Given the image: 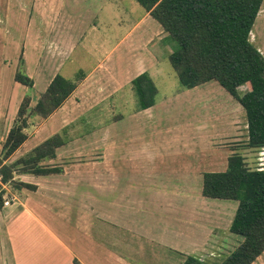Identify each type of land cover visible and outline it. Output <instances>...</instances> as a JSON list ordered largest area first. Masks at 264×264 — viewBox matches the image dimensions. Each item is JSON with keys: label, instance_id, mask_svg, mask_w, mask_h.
I'll return each instance as SVG.
<instances>
[{"label": "crops", "instance_id": "1", "mask_svg": "<svg viewBox=\"0 0 264 264\" xmlns=\"http://www.w3.org/2000/svg\"><path fill=\"white\" fill-rule=\"evenodd\" d=\"M114 2L30 0L23 2L20 10L14 12L12 0H0V39L4 33L8 41L9 35H12L9 30L13 33L11 28L16 17L22 16L26 26L19 58L10 62L7 50L0 53V145L5 142L15 124L19 108L26 97L30 98L31 106H35L56 75L75 80L83 74L76 89L61 107L48 118L37 120L38 127L34 131L29 132V127L26 129L28 139L11 156H27L36 146L57 134L65 140V144L57 148L55 158L43 162L59 171L15 174V180L34 185L35 188H17V200L7 207L3 202L0 205V264H48L49 260H54L53 264H173L174 258L179 260L182 256L185 258H181L180 264H183L188 255L196 256L194 252L190 254L184 251V243L189 241V235H195L192 241L200 240L201 245L195 250L203 245L202 239L193 234L203 222L200 220L197 225L194 219L199 220L189 212L188 207L191 199L203 200L204 204H209L207 200L216 199L203 194L204 173L209 171H200L199 166L184 162L182 156V170L167 173L168 179L172 180L169 182L170 187L162 189L156 186L158 183L163 184L158 181L162 176L157 172V152L153 146L143 144L147 132L144 123L158 118L159 99L147 109L139 108L135 99L133 110L120 113L115 108L126 102L121 91L127 89L133 92L132 81L142 73L149 74L159 94L155 75L161 66L170 62V55L177 43L149 11L145 8L142 11L138 7L140 4H132L130 15H135L134 20H131L117 42L110 48L104 47L101 42L97 43L91 36L93 33L98 34V40H101V27L107 23L100 14L109 8L119 10L120 5ZM28 9L30 12L26 17L25 11ZM120 18L122 22L128 21L127 16ZM117 25L121 26L119 23ZM39 33L48 35L42 38ZM20 70L31 78L32 86L16 79ZM6 72H9V78L5 76ZM214 84L217 86L219 83L213 80L183 89L186 98L190 97L187 103L199 104L200 100L193 93L207 86L212 89ZM167 99L164 98L161 105H167ZM99 103L110 107L97 113L98 116L103 112L105 116H110V120L101 125L105 138L102 150L105 159L99 163L89 162L86 156L85 161H74L76 156L89 154V135L75 134L77 127L72 126V123L84 114L93 113L92 108ZM126 120L135 123L132 133L128 134L127 128L117 129L115 134L111 132L120 121ZM132 134H138V138H126H132ZM112 137H116L115 146L109 144ZM132 143L138 146H132ZM183 151L190 153L188 147ZM149 154L152 158L146 157ZM150 159L155 161L153 168L148 164ZM197 162L205 163L204 166L211 163L207 155L201 156ZM226 167L221 171H225ZM147 177L150 179L149 184L138 182ZM146 184L152 186L147 189V199L150 204L155 199L157 213H149V210H145V203L139 202L140 188ZM194 185L197 188H193ZM99 195L100 215L93 208ZM177 197L182 198L183 205L176 206L173 203ZM162 198H166L167 204L162 205ZM217 200L220 201L213 205L219 206V224L226 223L229 234L218 244L229 240L236 247L239 240L243 241V236L231 232L230 227L238 202L233 204L234 200ZM231 207L234 210L229 215ZM141 213L154 219L155 226L149 227L148 223L142 221ZM177 217L181 220L179 223H176ZM175 224L179 227L175 228ZM157 225L165 227L166 232L159 233ZM41 231L46 235L39 238L36 233ZM167 232L183 246H175L172 238L166 237ZM49 243L53 244L51 249H48ZM159 255L162 257L160 261H154L153 258ZM263 257L264 252L252 264H264L260 261Z\"/></svg>", "mask_w": 264, "mask_h": 264}, {"label": "trees", "instance_id": "2", "mask_svg": "<svg viewBox=\"0 0 264 264\" xmlns=\"http://www.w3.org/2000/svg\"><path fill=\"white\" fill-rule=\"evenodd\" d=\"M174 38L177 48L170 62L181 85L191 89L217 81L245 110L249 148L264 147V54L251 41V32L264 0H137ZM83 74L71 80L58 74L43 92L35 106L26 97L15 124L3 145V157L9 158L28 139L30 120L48 118L74 92ZM16 79L28 86L33 81L22 71ZM138 107L155 104L158 88L148 73L133 81ZM246 85L244 94L239 87ZM65 144L57 134L13 163H2L5 181L17 173L49 174L59 171L43 162L55 158L56 150ZM22 186L34 185L17 181ZM203 194L209 198L238 202L230 230L243 236V241L216 264H252L264 252V167L250 168L240 153L229 157L225 171L205 172ZM0 197V205L2 204ZM183 264H213L188 255Z\"/></svg>", "mask_w": 264, "mask_h": 264}, {"label": "rangeland", "instance_id": "3", "mask_svg": "<svg viewBox=\"0 0 264 264\" xmlns=\"http://www.w3.org/2000/svg\"><path fill=\"white\" fill-rule=\"evenodd\" d=\"M30 0H12L14 2V12H17L21 8V4L23 2H28ZM112 1V0H111ZM120 5V9H105L104 12L100 14L101 19H106L107 23L105 22L101 27L100 36L102 37L101 40H98V34H92L91 39L97 40V43L101 42L102 45L106 48H110L115 42L118 41V39L121 38L123 32L125 29H127L129 23L131 20H134L135 15H130L132 13V4L139 5L137 0H115ZM140 9L143 10L142 6ZM23 8V7H22ZM21 12V11H20ZM26 17L29 15L30 10L25 11ZM19 16V15H18ZM121 16H127L128 21L122 22ZM113 17H119V18H113ZM14 21V26L11 29H13V33L11 30H9L10 34L8 41L5 40V34L0 39V53H4L5 50L8 51V58L10 62L13 59V62H15L20 55L21 51V44H22V38L25 34V27L24 22L25 20L20 17H16ZM120 24L121 26L118 27L117 24ZM10 29V28H9ZM39 35L43 38V36L48 35V33L42 34L39 33ZM50 35V34H49ZM41 38V41L43 40ZM172 39V37H170ZM12 39V41H11ZM251 41L253 44L264 54V2L263 6L261 8V11L259 12V15L256 19L255 25L251 32ZM176 42V41H175ZM8 45V48L6 49ZM176 46V43H175ZM177 46L175 47V49ZM174 49V50H175ZM20 64L21 61L19 62ZM21 68V67H20ZM22 69V68H21ZM9 71V70H8ZM21 71V70H20ZM5 76L9 78V72H6ZM155 80L157 84L159 85V94L156 95L155 99H159V107L157 110L160 111L158 118H156L152 122H145L144 126L147 130V132L144 134V139L146 142H144L143 145H150L153 146L155 152H157L156 158H157V172L158 174H161V178L158 180L159 182L163 184H155L156 186L162 188V189H168L170 187L169 182H172L171 179H168L170 171L177 172L178 170L181 171L182 163L181 159L183 156V161L189 163H192L193 166L201 168L202 170H207L209 172H212V170L221 171L228 165V159L231 155L235 153H240L245 158V162L250 168L256 169L260 167H264V147L262 148H249L247 146L248 141V123H247V117L246 113L243 111L242 105L238 100L233 98L220 84H214L213 88L211 89L210 86H207L206 88H199V90H193L195 91L193 95L196 96L200 100L199 104L189 105L187 102H189V98H186L184 90L187 89L184 88L179 80V76L176 73V71L171 66L170 62L164 64L161 66L160 69H158ZM216 83V82H215ZM134 90V87H133ZM247 90V86L243 85L239 87V93L244 94ZM119 95V94H118ZM122 97L126 100L124 105L119 104L117 101L118 110L120 113H123L124 111H130L133 110V101L137 100L138 103V97L136 95V91L129 92V90L124 89L121 91ZM168 97L167 99V105H161L162 102H164V98ZM172 97V98H170ZM16 101V99H15ZM138 106V104H137ZM110 107H107L105 105H102L99 103L96 105V107H93V113L91 114H84L83 116H80L77 121L72 123V126L77 127L75 130V134H82V135H89V154L88 155H79L76 156L74 161H85V157H88L89 162H101L105 159L103 148L105 147V141L104 137V130H102L101 125H104L107 120H110V116H105L106 114H103L98 116L97 113H99L100 110L106 111ZM243 109V110H240ZM89 113V109L87 111ZM158 115V114H157ZM156 116V115H155ZM89 118V119H88ZM36 119V120H35ZM90 119H93L91 121ZM37 117L32 118L30 120L29 124V132L34 131L38 127V121ZM34 122V123H33ZM33 124V125H32ZM110 124V123H109ZM135 123L132 121H120L118 123V127H114L111 132L113 134L117 133L118 130H125L128 129V134L132 133V127ZM155 130V131H154ZM138 131V130H137ZM138 138V134H132L131 137H126L127 139H133ZM109 144L111 146L117 145L116 137H112L109 141ZM3 145L2 143L0 145V158L3 159ZM131 145V144H130ZM138 146L135 143H132V146ZM187 147L190 149L189 151H183V149H187ZM157 148V149H156ZM207 153V154H205ZM207 155V160H209L211 163H198L197 161L200 159L201 156ZM12 156V155H11ZM4 158V163H13L19 158ZM147 158L152 156L146 155ZM197 160V161H196ZM178 161V162H177ZM148 164L151 168L155 165V161L149 160ZM2 165H0L1 167ZM171 169L169 170V168ZM184 168V167H182ZM228 166L226 167V169ZM214 171V172H216ZM149 178H143L142 180L138 181L141 183H148ZM17 181L14 178L10 180V185L12 188V191L17 195ZM150 183V182H149ZM148 183V184H149ZM142 185V184H141ZM154 185V186H155ZM100 186V185H98ZM155 186V187H156ZM172 186V185H171ZM148 187H152L146 184V186H143L140 188V195L141 200L139 202L145 203L147 206L145 210H149V213H157V203L155 202V199H153L152 204L149 203L147 199V195L149 193L147 192ZM155 187L154 189V195L155 193ZM193 188H197V185L192 186ZM100 189V187H98ZM150 195H152L150 193ZM154 196V197H155ZM149 198V197H148ZM178 199L173 200V203L176 206L183 205L182 198L177 197ZM158 199V198H157ZM162 198L161 200H163ZM101 195H99L98 200L95 201V205L93 206L94 210L100 215L101 214ZM160 200V199H158ZM199 200V199H198ZM166 198L161 201L162 205L167 204ZM203 200L196 201L191 199L189 202L188 210L191 214L194 215V217H197L199 221L195 218L194 221L198 224H200V220H202L201 228H198L197 230H194L193 234L198 235V238H201L202 240V247L198 250H195L198 246L201 245L200 240L192 241V238L195 235H189V241L187 243H184L186 250L185 252H192L195 253L196 256L200 257L203 260L209 261L213 264H216L220 261H222L230 252L235 250V248L242 242V240H239V243H237V246L234 247V244H231L229 240L228 242H223L220 244L219 241L223 240L228 234L226 223L219 224V206L214 204L215 202H219L220 200L217 199H210L207 200L209 204H204L202 202ZM233 204L237 202L233 201ZM90 204V202H89ZM157 205V206H156ZM157 208V209H156ZM228 210V209H227ZM234 208L231 207L229 209V215H231V212H233ZM200 215L202 218L200 219ZM141 216H143L142 221L145 223H148V226H155L154 219L151 220L147 217L144 213H141ZM178 218V217H177ZM140 220V219H139ZM181 220L178 218V221L176 223H179ZM172 223V221L170 222ZM164 225V224H163ZM171 225V224H169ZM221 225V226H218ZM158 227L159 233H162L165 231V227L163 228L162 225ZM179 225L175 224V228H178ZM193 230V229H192ZM166 232V231H165ZM168 233V232H167ZM36 235L40 238L46 235L44 231H41V233ZM165 235V234H164ZM216 235V237H215ZM175 236V235H174ZM235 236V235H234ZM167 238H172L171 233L169 232L166 234ZM237 237L240 239V236L237 235ZM216 242H214V240ZM216 238V239H215ZM222 238V239H221ZM242 239V238H241ZM173 242L175 246L182 247L183 244L177 240L173 239ZM195 240V239H194ZM209 243H215L210 245ZM206 245V246H205ZM205 246V247H203ZM53 247L52 243H49V248L51 249ZM194 249L193 251H190L187 248ZM234 247V248H233ZM183 251V250H182ZM134 257V255H132ZM156 257V256H155ZM162 257L159 255L157 258H153L154 261H160ZM182 257H180L179 260L174 258L173 264H180L182 262ZM185 258V257H184ZM183 258V259H184ZM260 261L264 262V257L260 259ZM54 260H49L48 264H53Z\"/></svg>", "mask_w": 264, "mask_h": 264}, {"label": "built area", "instance_id": "4", "mask_svg": "<svg viewBox=\"0 0 264 264\" xmlns=\"http://www.w3.org/2000/svg\"><path fill=\"white\" fill-rule=\"evenodd\" d=\"M0 167V197L4 206H10L17 200L16 194L12 191L10 181H5Z\"/></svg>", "mask_w": 264, "mask_h": 264}]
</instances>
